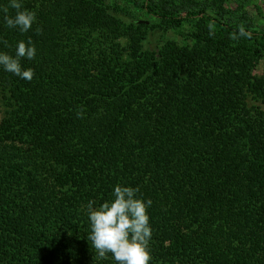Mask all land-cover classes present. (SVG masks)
Masks as SVG:
<instances>
[{
    "label": "trees",
    "instance_id": "trees-1",
    "mask_svg": "<svg viewBox=\"0 0 264 264\" xmlns=\"http://www.w3.org/2000/svg\"><path fill=\"white\" fill-rule=\"evenodd\" d=\"M227 2L23 0V34L0 11V51L36 46L30 81L0 69V264H114L85 205L115 184L152 201L150 264H264V26Z\"/></svg>",
    "mask_w": 264,
    "mask_h": 264
},
{
    "label": "clouds",
    "instance_id": "clouds-1",
    "mask_svg": "<svg viewBox=\"0 0 264 264\" xmlns=\"http://www.w3.org/2000/svg\"><path fill=\"white\" fill-rule=\"evenodd\" d=\"M9 9L15 10L14 14ZM0 11L3 12L5 26L17 29L21 34L28 32L36 22V12L23 8V0H8ZM239 33L246 35L243 28H240ZM236 38V34H233L232 39ZM35 56L36 46L31 38L19 40L14 55L0 51V69L30 81L34 71L22 67L21 60H33ZM110 195V200L99 204L89 200L85 205L90 225L87 239L101 259L110 254L114 264H150L153 230L147 210L152 201L143 199L138 187L121 184L113 185Z\"/></svg>",
    "mask_w": 264,
    "mask_h": 264
},
{
    "label": "rangeland",
    "instance_id": "rangeland-1",
    "mask_svg": "<svg viewBox=\"0 0 264 264\" xmlns=\"http://www.w3.org/2000/svg\"><path fill=\"white\" fill-rule=\"evenodd\" d=\"M239 2H245V4H248L247 8L245 9L250 17H252L254 23L261 27L264 26V0H228V4H230V7L236 8ZM106 4H109L107 1H105ZM130 16H133V14ZM119 18L122 22L129 23L132 21H137V23H147L149 25V19L144 15H134L133 19H129L128 16H120ZM152 23V22H151ZM170 40L174 41L180 44H189L188 41L189 38H183L181 36H176L172 33H160V32H153L148 39L146 40V48L150 51H156L159 46L163 42ZM256 76H264V63H261L260 66L257 68L255 72ZM2 109L0 107V118L2 117Z\"/></svg>",
    "mask_w": 264,
    "mask_h": 264
}]
</instances>
